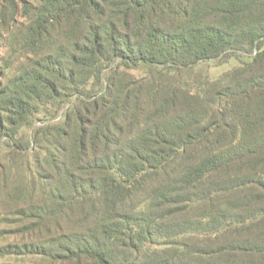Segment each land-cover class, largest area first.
<instances>
[{"label": "trees", "instance_id": "1", "mask_svg": "<svg viewBox=\"0 0 264 264\" xmlns=\"http://www.w3.org/2000/svg\"><path fill=\"white\" fill-rule=\"evenodd\" d=\"M2 49L0 264H264V0H0Z\"/></svg>", "mask_w": 264, "mask_h": 264}, {"label": "rangeland", "instance_id": "2", "mask_svg": "<svg viewBox=\"0 0 264 264\" xmlns=\"http://www.w3.org/2000/svg\"><path fill=\"white\" fill-rule=\"evenodd\" d=\"M19 19L21 16L18 17ZM4 53V49L0 50V55L2 56ZM229 64L223 65V66H218V67H213L210 69V74L213 78L218 77L219 74H221L223 71L227 70L229 68ZM4 201L0 200V214H3L4 212H9V209L3 204ZM11 212V209H10ZM12 224H8L5 221H0V228H12ZM15 227V226H13ZM34 238L33 234L31 233H26V234H21V233H11V234H5L4 237L0 238V245L6 244V243H14V242H22L26 240H30ZM6 260L11 261V262H20L19 258L17 256H8ZM27 263H34V261L30 258L26 260Z\"/></svg>", "mask_w": 264, "mask_h": 264}]
</instances>
